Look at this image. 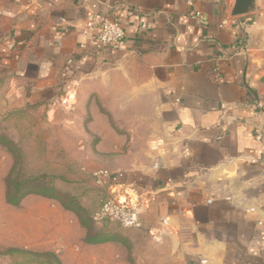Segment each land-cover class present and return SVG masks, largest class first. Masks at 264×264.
I'll return each instance as SVG.
<instances>
[{
    "label": "crops",
    "instance_id": "0c3cea01",
    "mask_svg": "<svg viewBox=\"0 0 264 264\" xmlns=\"http://www.w3.org/2000/svg\"><path fill=\"white\" fill-rule=\"evenodd\" d=\"M233 3L0 0L6 63L26 102L44 109L64 93L117 91L146 106L151 97L165 155L113 174L154 205L165 246L150 252L154 264H264V0L236 17ZM87 11L119 24L117 48L83 37ZM34 249L72 264L45 242ZM112 250L83 257L111 264Z\"/></svg>",
    "mask_w": 264,
    "mask_h": 264
},
{
    "label": "rangeland",
    "instance_id": "374dc122",
    "mask_svg": "<svg viewBox=\"0 0 264 264\" xmlns=\"http://www.w3.org/2000/svg\"><path fill=\"white\" fill-rule=\"evenodd\" d=\"M8 35L0 19V136L13 145V153L0 145V264H57L51 253L34 249L40 242L72 264H86V250L108 246L111 264H154L160 258L150 252L165 248L154 205L113 174L157 167L165 155L151 97L140 106L139 97H117V91L79 99L71 92L37 108L26 102L6 63ZM10 174L20 192H29L17 206L5 201ZM42 189L49 197L31 193ZM70 198L72 210H66L61 204ZM77 213L93 222L94 231L122 241L85 244Z\"/></svg>",
    "mask_w": 264,
    "mask_h": 264
},
{
    "label": "trees",
    "instance_id": "16d2710c",
    "mask_svg": "<svg viewBox=\"0 0 264 264\" xmlns=\"http://www.w3.org/2000/svg\"><path fill=\"white\" fill-rule=\"evenodd\" d=\"M0 145L7 147V150L10 153H13V145L11 142H9L8 140H6L5 138H3L2 136H0ZM15 179H12V174L9 175V177L6 179L5 183H6V192H5V201L7 204L11 205V206H17L20 201L21 198L29 193V192H20L16 182L14 181ZM14 187V188H12ZM47 189H42L41 191L38 192H31V193H36L40 196H44V197H49L48 193H47ZM52 198V197H51ZM58 200V199H57ZM68 204H61V206L66 209V210H72L71 206L73 203V199L70 198L68 200ZM78 216V222L80 224L81 227L84 228L85 230V239L84 242L86 244H97V243H101V242H121L122 239H120L119 237L115 236V235H106V234H101L99 232L94 231L93 229V222L91 220H88L87 218L81 216L80 214L77 213ZM124 244H126L125 240L123 242ZM42 257V256H41ZM55 263H59L58 261H55Z\"/></svg>",
    "mask_w": 264,
    "mask_h": 264
},
{
    "label": "built area",
    "instance_id": "2783aa9c",
    "mask_svg": "<svg viewBox=\"0 0 264 264\" xmlns=\"http://www.w3.org/2000/svg\"><path fill=\"white\" fill-rule=\"evenodd\" d=\"M85 17L86 24L82 35L91 45L98 48L118 47L124 32L116 21H110L105 16L91 11H87ZM199 264H207V262L201 260Z\"/></svg>",
    "mask_w": 264,
    "mask_h": 264
},
{
    "label": "water",
    "instance_id": "95a60500",
    "mask_svg": "<svg viewBox=\"0 0 264 264\" xmlns=\"http://www.w3.org/2000/svg\"><path fill=\"white\" fill-rule=\"evenodd\" d=\"M258 11V0H234L231 16H242Z\"/></svg>",
    "mask_w": 264,
    "mask_h": 264
}]
</instances>
